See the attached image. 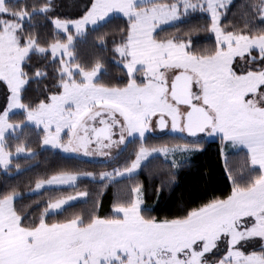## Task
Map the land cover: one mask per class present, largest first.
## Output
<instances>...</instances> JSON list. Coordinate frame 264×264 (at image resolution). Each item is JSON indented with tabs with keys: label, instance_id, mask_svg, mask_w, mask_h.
Wrapping results in <instances>:
<instances>
[{
	"label": "snow or ice",
	"instance_id": "1",
	"mask_svg": "<svg viewBox=\"0 0 264 264\" xmlns=\"http://www.w3.org/2000/svg\"><path fill=\"white\" fill-rule=\"evenodd\" d=\"M232 3L88 0L71 15L60 0H0V173L25 171L19 161L41 154L33 143L108 161L138 144L111 171L36 178L30 195H50L35 206L0 189V264H264V0L236 20ZM200 32L211 47L196 46ZM89 35L96 52L84 59ZM157 130L168 139L152 143ZM216 140L227 187L153 214L149 186L161 201ZM84 179L101 192L81 190ZM77 204L87 207L69 211Z\"/></svg>",
	"mask_w": 264,
	"mask_h": 264
},
{
	"label": "trees",
	"instance_id": "2",
	"mask_svg": "<svg viewBox=\"0 0 264 264\" xmlns=\"http://www.w3.org/2000/svg\"><path fill=\"white\" fill-rule=\"evenodd\" d=\"M247 0H233L231 5L233 11L237 13L236 17L230 16L229 19L236 20L239 18L240 12L243 10L240 6L245 4ZM88 3V0H87ZM124 19L121 18L115 22L109 24L108 29H113L117 24L124 26ZM186 27V26H181ZM44 30V26H41V31ZM193 40L196 42L197 47H211L212 38L208 33H194ZM94 36L89 35L83 42L78 45L79 54L84 59H90L96 52L93 47ZM109 72L112 76L117 75V70L114 65L109 66ZM161 139L153 140L152 143H162L165 139H168L165 135L160 136ZM35 141V136L31 138ZM217 146L218 142H209L206 145L207 151L202 154H198L193 157L195 163L191 169H187L181 172L180 179L174 189L168 193L166 192L161 201L157 202L155 197L151 195V186H149V200L148 204L156 209L153 214L162 215L164 211L175 207L178 200L181 198L188 199L197 196L205 185L216 188V189H225L227 187L226 177L223 174L222 167L220 162L217 159ZM33 148L35 151L40 152L36 160L29 161L25 163L23 159L19 162L21 168L25 171L17 174L13 168L12 173L3 174L0 173V189H3L5 185L17 186L18 190L23 193L26 197L25 203H32L35 206L36 203H41L45 201L50 194L45 193L40 197H37L35 194L29 193L30 189L34 190L35 179L40 176L49 175L53 172L60 170H70V171H80V172H95L99 174L101 171H111L112 168L117 166H122L124 162L132 157L134 158V152L137 149L135 145L133 148L126 150L123 154L115 161L107 162H93L87 161L84 159L75 160L70 158V156H64L61 153L51 150V151H41L40 148L33 143ZM231 159L234 165H238L240 162L241 153H230ZM156 161L153 162L154 166ZM146 184L148 183L147 172H142L139 177ZM87 190L92 194L93 197L97 193L101 192L99 184L89 183L87 179H84L80 183V189ZM117 188L124 189L125 185L121 184L118 186H111L107 191L104 192L102 199V212H107L110 210L111 201L113 194L117 191ZM65 191H71L66 189ZM82 207H87V205L77 204L74 208L69 209V211L79 210Z\"/></svg>",
	"mask_w": 264,
	"mask_h": 264
},
{
	"label": "rangeland",
	"instance_id": "3",
	"mask_svg": "<svg viewBox=\"0 0 264 264\" xmlns=\"http://www.w3.org/2000/svg\"><path fill=\"white\" fill-rule=\"evenodd\" d=\"M60 2L64 5L65 14L74 15L76 12H78L80 10V7L83 4L87 3V0H75V4L77 6L76 7H72L70 12L68 10V0H60ZM2 101H3V97L0 96V103H2ZM156 135L163 136L164 134L159 135L158 133H156ZM209 142H212V141H209ZM214 142H218L219 143L218 140H216ZM135 145L138 147V144H129L128 147H127V150H129L130 148H133ZM121 147H123V146H121ZM54 151H57V152L61 153L64 156H69V154H64V153L60 152L59 150H54ZM115 151H117V149H113V152H115ZM231 153H235V151H232ZM82 159L87 160V161H93V162L94 161L95 162H97V161L98 162H106V161H108L107 158H104V157H83Z\"/></svg>",
	"mask_w": 264,
	"mask_h": 264
},
{
	"label": "flooded vegetation",
	"instance_id": "4",
	"mask_svg": "<svg viewBox=\"0 0 264 264\" xmlns=\"http://www.w3.org/2000/svg\"><path fill=\"white\" fill-rule=\"evenodd\" d=\"M158 133V132H157ZM165 133H166V131L165 132H163V133H158L159 135H161V134H164L165 135Z\"/></svg>",
	"mask_w": 264,
	"mask_h": 264
},
{
	"label": "water",
	"instance_id": "5",
	"mask_svg": "<svg viewBox=\"0 0 264 264\" xmlns=\"http://www.w3.org/2000/svg\"><path fill=\"white\" fill-rule=\"evenodd\" d=\"M165 131H166V130H164V132H165ZM157 132H158V133H163V132H161L160 130H157Z\"/></svg>",
	"mask_w": 264,
	"mask_h": 264
}]
</instances>
